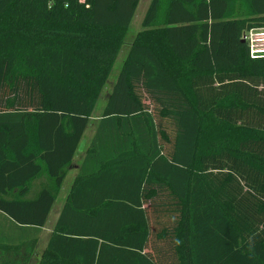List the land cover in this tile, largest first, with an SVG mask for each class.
<instances>
[{
    "label": "trees",
    "instance_id": "obj_1",
    "mask_svg": "<svg viewBox=\"0 0 264 264\" xmlns=\"http://www.w3.org/2000/svg\"><path fill=\"white\" fill-rule=\"evenodd\" d=\"M139 1L0 0V227L20 243ZM140 25L38 264H264V54L242 41L264 0H150Z\"/></svg>",
    "mask_w": 264,
    "mask_h": 264
},
{
    "label": "rangeland",
    "instance_id": "obj_2",
    "mask_svg": "<svg viewBox=\"0 0 264 264\" xmlns=\"http://www.w3.org/2000/svg\"><path fill=\"white\" fill-rule=\"evenodd\" d=\"M149 2H150V0H140L137 7H136V10H135L133 18L131 20L129 29L127 31L125 38H124V43L118 51L116 60L112 66V69H111V72L108 76L107 82H106L103 90L101 91V93L99 95V98L95 104V108L93 110L90 122H89L86 130L84 131V133L81 137L79 145L82 144L85 147L88 140L93 135L95 124H96L98 118L101 116V112H102V109L105 105L108 94L110 93V91L112 90V88L114 86V81H115V79H116V77L120 71L122 62H123L124 57L128 51L130 43H131L134 35L138 31L141 30L140 24H141V21L143 19L144 13L146 11V8H147ZM245 39L247 40L249 45L251 43L253 51L258 52L255 55L264 54V28L255 30L254 32H252L251 35H249V36L247 35ZM81 150L76 152V155L73 158V165L77 164V162L80 160L81 154H82L84 148ZM73 176H74V171H69L68 175L65 177L63 184L61 186V190H60L57 198L53 202L50 212L48 213V220L54 219V215H55L57 209L59 208V205H61V203L63 202L64 196L70 187ZM48 220H47V222H48ZM46 238H47V235L43 232L40 239L41 240L43 239V241L45 242Z\"/></svg>",
    "mask_w": 264,
    "mask_h": 264
},
{
    "label": "crops",
    "instance_id": "obj_3",
    "mask_svg": "<svg viewBox=\"0 0 264 264\" xmlns=\"http://www.w3.org/2000/svg\"><path fill=\"white\" fill-rule=\"evenodd\" d=\"M85 147L82 144L79 145L77 152L83 148L85 150ZM84 150H83L81 156L83 155ZM77 164H78V162H77ZM77 164H74V165L72 164V167L68 170L67 175H68L69 171H74V176H75V174L77 173V167H78ZM74 176H73V178H74ZM41 180L43 182L44 178L36 180L32 183L31 191L29 192V195H28L29 198L33 197L35 192L38 190V188L40 186L39 184L42 183V182H40ZM65 196H66V194H65ZM65 196H64V198H65ZM63 202H64V199H63ZM63 202L61 203V205H59V208L57 209V211L54 215V219L48 220V215H47V218H46L44 225L42 227H40V229L38 231L35 230V231H33V233L30 232V234L28 236H26V238L24 239V242H21L22 244L20 243V241H18L20 231H15L12 228L9 229V228L0 227V263H2V264L3 263L4 264L5 263L38 264L42 254L45 250L47 241H48L49 236L51 234V230H52V228L55 224V221L59 215V212L61 210ZM47 220H48V222H47ZM43 232L47 235L45 242L43 241V239L42 240L40 239Z\"/></svg>",
    "mask_w": 264,
    "mask_h": 264
},
{
    "label": "built area",
    "instance_id": "obj_4",
    "mask_svg": "<svg viewBox=\"0 0 264 264\" xmlns=\"http://www.w3.org/2000/svg\"><path fill=\"white\" fill-rule=\"evenodd\" d=\"M262 29H263V28H262ZM256 30H258V29H256ZM254 31H255V30H250V31L244 33V34L242 35V38H243L245 41H247V40L245 39L246 36H247V35H248V36L251 35L252 32H254ZM249 47H250V55H251L252 57L256 56L255 54L258 53V52H257V51H253L252 46H251V43H250Z\"/></svg>",
    "mask_w": 264,
    "mask_h": 264
},
{
    "label": "water",
    "instance_id": "obj_5",
    "mask_svg": "<svg viewBox=\"0 0 264 264\" xmlns=\"http://www.w3.org/2000/svg\"><path fill=\"white\" fill-rule=\"evenodd\" d=\"M242 41H244V39L242 38Z\"/></svg>",
    "mask_w": 264,
    "mask_h": 264
}]
</instances>
